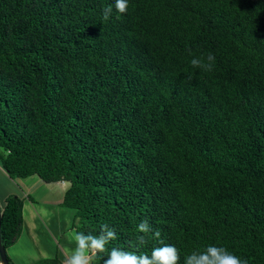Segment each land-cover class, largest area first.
Returning <instances> with one entry per match:
<instances>
[{
    "label": "trees",
    "instance_id": "obj_1",
    "mask_svg": "<svg viewBox=\"0 0 264 264\" xmlns=\"http://www.w3.org/2000/svg\"><path fill=\"white\" fill-rule=\"evenodd\" d=\"M114 2L0 0V167L68 181L71 228L110 224L109 248L136 251L148 219L182 258L216 244L264 264V0ZM209 52L212 72L192 68ZM22 208L4 197V247Z\"/></svg>",
    "mask_w": 264,
    "mask_h": 264
},
{
    "label": "clouds",
    "instance_id": "obj_2",
    "mask_svg": "<svg viewBox=\"0 0 264 264\" xmlns=\"http://www.w3.org/2000/svg\"><path fill=\"white\" fill-rule=\"evenodd\" d=\"M114 6L116 12L126 14L129 0H115ZM112 12V5L103 8L102 20H109ZM215 61V55L209 52L201 56H193L190 64L192 68L202 72H212ZM135 231L133 248L136 251L118 247L109 248V245L118 239V232L108 223L101 224L97 234L79 231L74 236L76 247L69 252L66 264H92L101 254L107 256L104 264H248L246 259H241L227 248L216 244H209L203 250H193L182 258L180 250L174 244L165 243L161 230L153 227L148 219L141 220L136 225ZM149 240L158 241V246H153L150 254L140 252L141 248L148 245Z\"/></svg>",
    "mask_w": 264,
    "mask_h": 264
},
{
    "label": "rangeland",
    "instance_id": "obj_3",
    "mask_svg": "<svg viewBox=\"0 0 264 264\" xmlns=\"http://www.w3.org/2000/svg\"><path fill=\"white\" fill-rule=\"evenodd\" d=\"M68 184V181L64 180L47 182L37 174L7 178L4 174H1L0 170L1 205L5 194L21 195V193H25L24 196L28 204L25 205L24 212H22L24 214L23 221H40L38 228L37 226L34 228L27 226L28 230L24 232L22 237L23 242L20 243V247L15 246L14 248L19 257L17 259L19 264H43L45 258L52 257L55 254L60 257L61 253L68 252L69 249L76 247L73 228L64 226L66 224L64 221L69 222L68 225L70 226L75 210L59 203ZM32 202L36 205V208L44 205L47 215L42 213V215L37 216L34 214V210L30 207ZM30 214H34V218H31ZM58 225L60 226L58 227ZM62 227L66 229L61 237ZM67 232L72 236L69 241L67 240ZM5 248L7 252V247ZM64 264H66L65 258Z\"/></svg>",
    "mask_w": 264,
    "mask_h": 264
},
{
    "label": "crops",
    "instance_id": "obj_4",
    "mask_svg": "<svg viewBox=\"0 0 264 264\" xmlns=\"http://www.w3.org/2000/svg\"><path fill=\"white\" fill-rule=\"evenodd\" d=\"M0 170H1V174H4V176H6L7 178H11V177H9L8 176V174L0 167ZM60 181V180H59ZM61 181H63V180H61ZM68 186V185H67ZM8 194H5L4 196H3V198L4 197H6ZM25 193H21V197L23 198V208H22V212H24V209H25V205L26 204H28L27 203V201H26V199H25ZM60 203V202H59ZM30 205V204H29ZM35 206V207H34ZM30 207H32V209L34 210V214H36L37 216L38 215H42V213L44 214V215H47V212H45V210H46V208H45V206L44 205H40V207L39 208H36V205L32 202V204L30 205ZM67 212V211H66ZM34 214H30L29 216L31 217V218H34ZM23 217H24V214H23ZM49 217V216H48ZM33 222H34V224H33ZM64 223H66L64 226H67V227H71V224H70V226L68 225V223L69 222H67V221H64ZM72 223V222H71ZM39 224H40V221H22V226H23V228L21 229V231H20V233H19V235H18V237L16 238V240L13 242V243H11L10 245H8V246H10L9 248H8V246H7V255H8V257L10 258V260H11V263L12 264H19L18 262H17V259L19 258L18 257V254L16 253V249L14 250V248H15V246H18V247H20V243H22L23 241H22V237H23V235H24V232H26L28 229H27V226H30L31 228H34V227H36L37 226V228L39 227ZM60 225H58V227H59ZM65 229L66 228H64V227H62L61 228V237H62V235L65 233ZM68 233V235H67V240L69 241L70 240V238L72 237L71 235H70V233L69 232H67ZM75 246H76V244H75ZM27 247V246H26ZM25 248V247H24ZM24 248H23V251H24ZM75 248H72V249H69L70 251L71 250H74ZM68 250V252H63V253H61L62 255L60 256V259H61V261H62V263L64 264V258H65V261H66V258L68 257V255H69V251ZM37 253H39V252H37ZM28 255V254H27Z\"/></svg>",
    "mask_w": 264,
    "mask_h": 264
},
{
    "label": "water",
    "instance_id": "obj_5",
    "mask_svg": "<svg viewBox=\"0 0 264 264\" xmlns=\"http://www.w3.org/2000/svg\"><path fill=\"white\" fill-rule=\"evenodd\" d=\"M0 224H1V203H0ZM0 262H2V264H11L8 259L6 248L1 243V236H0Z\"/></svg>",
    "mask_w": 264,
    "mask_h": 264
},
{
    "label": "snow or ice",
    "instance_id": "obj_6",
    "mask_svg": "<svg viewBox=\"0 0 264 264\" xmlns=\"http://www.w3.org/2000/svg\"><path fill=\"white\" fill-rule=\"evenodd\" d=\"M0 264H2V262H0Z\"/></svg>",
    "mask_w": 264,
    "mask_h": 264
}]
</instances>
